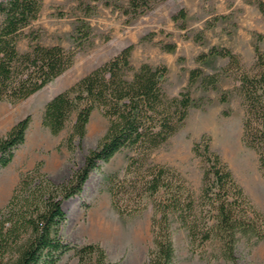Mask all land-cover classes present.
<instances>
[{
    "label": "trees",
    "instance_id": "obj_1",
    "mask_svg": "<svg viewBox=\"0 0 264 264\" xmlns=\"http://www.w3.org/2000/svg\"><path fill=\"white\" fill-rule=\"evenodd\" d=\"M165 0H110L113 6L132 19L141 16ZM264 15V2H258ZM41 0H0V102L18 103L41 91L65 73L73 64L84 41L89 37L82 22V33L76 45L44 46L26 29L41 12ZM87 16L90 7L84 9ZM186 11L173 16L185 20ZM223 18V17H220ZM216 17L214 20H219ZM214 23H208L212 28ZM83 28V29H82ZM186 29V25H181ZM29 39L25 52L19 43ZM135 45L125 47L70 89L59 93L46 105L43 125L58 135L75 114L71 136L66 144L75 148L74 139L82 143L92 114L100 110L109 126L100 144L85 158L72 179L55 185L38 169L21 176L8 204L0 210V264H58L62 256L74 250L80 264H117L109 261L98 244L72 246L61 230L67 220L63 203L82 194L85 183L103 163L129 150L131 155L123 176L112 175L108 191L115 210L121 215L142 213L150 204L154 216L152 233L154 249L148 264H174L173 218L184 228L192 246L209 242L220 244L221 257L237 264V244L241 237L264 239V214L246 195L231 169L210 149V139L202 136L193 152L203 163L200 195L195 196L187 181L173 168L150 161L152 153L165 144L183 126L195 101L189 90L169 96L164 88L168 75L165 65L142 64L135 68L130 61ZM167 44L165 51L175 50ZM256 60L246 69L241 56L228 48L212 47L201 53L202 64L213 57L227 58L220 72L205 75L201 68L190 71L189 86L201 78L204 91L216 89L221 77L234 76L239 83L245 114L242 142L257 154L258 169L264 179V54L255 46ZM221 102H227L223 94ZM31 115L20 120L0 138V168H6L15 151L25 142Z\"/></svg>",
    "mask_w": 264,
    "mask_h": 264
},
{
    "label": "rangeland",
    "instance_id": "obj_2",
    "mask_svg": "<svg viewBox=\"0 0 264 264\" xmlns=\"http://www.w3.org/2000/svg\"><path fill=\"white\" fill-rule=\"evenodd\" d=\"M106 1L41 0L39 17L26 29V34L38 37L41 45H61L66 49L79 41L82 22L86 23L89 37L72 66L41 91L18 103L0 102V138L31 115L25 142L15 151L12 162L0 168V186L5 185L0 192V210L10 201L23 174L39 168L55 185H63L83 166L85 158L106 135L108 119L96 110L82 143L75 138V148L70 150L66 141L72 134L76 115L70 118L62 132L53 135L42 122L45 107L56 95L70 89L133 44L130 61L135 68L144 63L152 67L167 66L166 93L174 97L189 90L195 101L181 129L152 153L150 161L176 170L198 197L204 166L193 147L205 135L210 139L211 151L231 169L248 198L264 214V179L258 169L257 154L242 142L245 110L238 81L234 76H223L217 88L208 91L202 89L201 78L189 86L191 70L201 68L205 75H210L227 66L228 59L221 57L210 58L202 64L196 62L201 53L209 52L214 46L228 48L241 56L246 69L255 63L257 44L264 54V15L258 7V2L264 0H165L134 19L113 6H105ZM87 7L91 13L86 16L84 9ZM181 9L186 11L185 20L174 21L173 16ZM216 17L223 18L215 21ZM2 19L0 15V24ZM183 23L186 29L181 28ZM208 23L214 26L207 28ZM29 41L23 39L19 43L20 52L28 49ZM167 44H175V50L165 51ZM223 94L228 96L224 103L220 101ZM131 154L124 150L103 163L91 174L82 194L63 203L67 220L61 233L72 246L100 245L111 262L148 264L149 254L154 249L151 205L140 214L121 215L113 207L108 191L109 178L115 174L123 176ZM99 222L110 224L116 229V235L99 234L96 229ZM172 224L174 264H233L221 257L219 243L192 246L187 231L175 218ZM236 254L237 264H264V239L241 237ZM58 264L80 263L75 251L71 250Z\"/></svg>",
    "mask_w": 264,
    "mask_h": 264
},
{
    "label": "bare ground",
    "instance_id": "obj_3",
    "mask_svg": "<svg viewBox=\"0 0 264 264\" xmlns=\"http://www.w3.org/2000/svg\"><path fill=\"white\" fill-rule=\"evenodd\" d=\"M3 187H5V185L2 184L0 186V192L3 190ZM96 229L98 233L102 234V236L104 237H113L116 235V229L113 228L110 224L99 222Z\"/></svg>",
    "mask_w": 264,
    "mask_h": 264
}]
</instances>
